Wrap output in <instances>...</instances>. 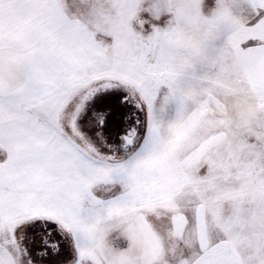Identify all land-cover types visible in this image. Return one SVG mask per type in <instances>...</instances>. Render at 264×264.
<instances>
[{
  "label": "snow or ice",
  "instance_id": "6c2138e0",
  "mask_svg": "<svg viewBox=\"0 0 264 264\" xmlns=\"http://www.w3.org/2000/svg\"><path fill=\"white\" fill-rule=\"evenodd\" d=\"M0 264H264V0H0Z\"/></svg>",
  "mask_w": 264,
  "mask_h": 264
}]
</instances>
